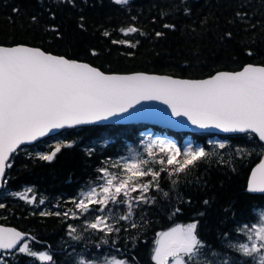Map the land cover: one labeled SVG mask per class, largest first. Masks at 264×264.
I'll use <instances>...</instances> for the list:
<instances>
[{
    "label": "trees",
    "instance_id": "trees-1",
    "mask_svg": "<svg viewBox=\"0 0 264 264\" xmlns=\"http://www.w3.org/2000/svg\"><path fill=\"white\" fill-rule=\"evenodd\" d=\"M241 5H246L243 11L257 24L256 29L236 20L235 13L242 10ZM14 8L19 12H13ZM186 8L188 14H185ZM50 13L55 14L54 19ZM33 16L38 17V23H32ZM81 23L84 28L80 27ZM165 23L176 27L165 29ZM52 27L58 29L59 38H54L56 33L50 30ZM128 27H136L138 31L125 36L120 29ZM105 31L110 36L105 37ZM156 32L164 35L157 37ZM228 32L232 33L231 39L226 38ZM113 39L126 43L112 44ZM128 43L136 46L128 47ZM14 44L37 46L86 61L105 72L144 71L204 78L218 71L238 70L248 63L264 65V0H129L127 5H117L113 0H76L75 7L54 0H0V45ZM249 48L255 53L252 57L245 54ZM93 49L98 55L90 54ZM147 130L173 137L181 151L189 139L193 148L200 145L205 151L219 155L198 162L193 174L186 179L181 174L174 190L167 174L162 173L160 185L169 192V198L150 190L148 195L156 196L155 203L134 205L132 220L142 227L130 228L128 221L110 220L120 231L105 237L102 233L82 230L80 220L40 215L41 212L75 210L71 201L78 198L86 186L99 183L96 168L107 167L105 161L109 164L118 161L130 149L140 147ZM221 142L228 147H214ZM58 144H72V147H62L51 162L38 159L39 154H50ZM262 145L264 143L253 133L175 131L146 122L63 129L33 144L23 145L12 154V167L6 169L0 190V203L4 204L0 208V223L30 233L35 239L27 238L23 242L29 243L36 252L52 255L55 264H77L79 258L95 260V264H104L105 260L154 264L151 256L157 234L198 219L200 239L213 251L233 257L239 264L243 258L225 244L228 240L243 241L245 236L238 229L255 223L257 211L264 208V194L246 191L250 169L264 153ZM237 148L245 149L246 154H236ZM85 149H91L92 155L88 156ZM220 155L224 162L220 161ZM198 178L201 183L196 182ZM142 179L149 181L151 177ZM26 189L31 190L26 191L27 199L35 197L33 203L16 195ZM178 196H183L185 203H179ZM41 199L43 204L39 203ZM205 199L209 200V206L203 204ZM188 200L191 204L186 202ZM110 205L114 215L126 212L124 205ZM175 207L182 211L173 215ZM226 208L230 210L228 213ZM200 211H205L203 217L196 215ZM69 224L77 226L82 239H71L67 234ZM225 232L229 234L227 240ZM102 239H107L108 243L101 244ZM0 264L49 262L21 254L17 248L2 252Z\"/></svg>",
    "mask_w": 264,
    "mask_h": 264
},
{
    "label": "snow or ice",
    "instance_id": "snow-or-ice-1",
    "mask_svg": "<svg viewBox=\"0 0 264 264\" xmlns=\"http://www.w3.org/2000/svg\"><path fill=\"white\" fill-rule=\"evenodd\" d=\"M54 2L76 6V0ZM113 2L127 5L129 0ZM245 7L246 5H241L242 10L235 13L236 20L248 25L250 29H256L257 24L251 22L248 12L243 11ZM188 11L186 8L185 14ZM13 12L18 13L19 9L14 8ZM50 14L54 19L55 14ZM80 19L83 21V17ZM31 20L34 24L38 23L36 16L31 17ZM80 27L84 28L83 23ZM163 27L174 30L176 26L165 23ZM50 30L56 33L54 38L60 37L58 29L52 27ZM120 31L127 36L129 33H136L138 29L128 27ZM140 34L145 35L143 32ZM103 35L108 37L110 33L105 31ZM155 35L160 37L164 33L156 32ZM231 37V32L226 33L227 39ZM111 43L126 42L113 39ZM127 46L136 45L128 43ZM90 54L98 55L94 49ZM245 54L249 57L255 55L250 48L246 49ZM153 100L167 105L172 116L186 118L198 129L253 133L259 141L264 142V65L248 64L239 71H222L203 80H181L142 73L105 74L87 63L54 55L41 48L25 45L0 46V179H4L6 169L12 167L10 158L21 145L37 141L53 130L107 121L128 113L130 108L141 101ZM62 147L70 148L72 144H58L50 154H39L38 159L51 162ZM214 147L225 149L228 146L221 142ZM85 152L88 156L92 155L91 149H85ZM145 152L146 158L125 159L123 162L114 160L110 164L105 161L107 167H97L96 171L100 174L98 179L102 182L96 186H86L79 197L71 201L75 210L70 208L63 213L41 212L40 215L80 220L82 230L102 233L105 237L120 231V228L109 223L110 219L116 223L128 221L130 228L142 227L132 220L135 215L134 205L155 203L157 198L148 195L150 190L169 198V192L164 191L160 185L162 173L167 174L174 190L180 183L181 174L186 179L193 174L198 162L219 155L207 152L203 147L188 146L181 151L175 143L164 140L151 141L145 146ZM236 154H246L245 149L237 148ZM220 161L224 162L222 155ZM157 164L160 165L159 168L153 167ZM113 167L120 172H111L109 169ZM149 176V181L142 179ZM196 182L201 183V180L198 178ZM246 191L264 194V162L252 171ZM133 193L138 195L133 196ZM16 195L28 203L35 201V197L27 199L24 194ZM178 201L185 203L183 196H178ZM186 202L191 204V200ZM39 203L43 204L44 200L41 199ZM209 203L207 199L203 201L205 206H209ZM109 204L117 207L124 205L126 212L114 215ZM3 207L4 204L0 203V208ZM181 211L182 208L175 207L172 214L176 215ZM229 211L225 209L226 213ZM97 212L105 214L96 215ZM196 215L203 217L205 211ZM140 219L143 220V216ZM199 223L198 219H194L186 225H177L169 231L158 233L151 256L154 264H237L235 258L213 251L211 246L200 239L197 233ZM238 231L246 237V242L233 243L228 240L225 247L243 258L239 264H264V217L260 218L257 226L246 225ZM67 234L73 240L82 239L75 225H67ZM228 235L227 232L224 233L225 240ZM25 239V234L15 229L0 227V249H16L19 245V253L55 264L52 255L44 252L38 254L29 243H21ZM107 243V239L101 240V244ZM116 251L119 252V249ZM79 264L89 262L81 259ZM117 264L129 262L118 261Z\"/></svg>",
    "mask_w": 264,
    "mask_h": 264
},
{
    "label": "water",
    "instance_id": "water-1",
    "mask_svg": "<svg viewBox=\"0 0 264 264\" xmlns=\"http://www.w3.org/2000/svg\"><path fill=\"white\" fill-rule=\"evenodd\" d=\"M18 45L31 46L28 44H14V45H0V46L11 47V46H18ZM31 47H37V46H31ZM37 48H40V47H37ZM46 52H48V51H46ZM48 53L58 55V56H63V55L55 54L52 52H48ZM72 60H76V59H72ZM76 61L84 62V63H87V64L93 66L92 64H90L86 61H82V60H76ZM248 64H252V63H248ZM248 64H245V65H248ZM253 65H261V64H253ZM93 67H96V66H93ZM96 68L98 70L102 71L98 67H96ZM239 70H241V68L238 70H235V71H239ZM235 71H227V72H235ZM102 72H104L105 74H117V75H132V74L142 73V74H149V75L168 76V77H171L173 79H181V80H203V79H207L213 75L212 74V75L204 77V78H184V77H178V76H171V75H167V74H160V73H155V72H144V71H135V72H129V73H116V72H105V71H102ZM218 72H222V71H218ZM218 72H216V73H218ZM138 112L140 113L139 115L136 114ZM134 122H146V123H150V124L160 125L163 127L173 129L175 131H189V132H200V131H202V132H211V133H216V134H233V133L222 132L219 129H198L195 126L191 125L190 122H188L186 120V118H183V117L178 118V117L172 116L171 115V109L168 108L167 105L161 103L160 101H156V100L141 101L139 104H136L133 108H130L128 113H124L120 116L110 118L107 121H97V122H94L91 124L73 126L72 128L79 127V126H85V125H92V124H128V123H134ZM64 129H67V127ZM61 130H63V129L53 130L47 136L56 134V133L60 132ZM47 136L40 137V138H38L37 141H39L40 139H43ZM37 141H34L30 144H33ZM262 143H264V142H262ZM25 145H28V144H25ZM21 146H23V145H21ZM261 162H264V153H263L262 157L260 158V160L255 165H253L252 168L250 169V172H249V175L247 178V184H248V181L251 177L252 171H254L256 169V167ZM3 180L4 179H0V190H1L2 185H3ZM258 194H260V193H258ZM0 227L15 229V230L21 232L22 234H25L26 239L32 238V235L30 233L23 232L22 230L14 227V226L0 223ZM22 242L23 241H21V243ZM18 247H19V245L17 246V248ZM14 250L15 249H9V250L0 249V254L2 252H8V251H14Z\"/></svg>",
    "mask_w": 264,
    "mask_h": 264
},
{
    "label": "rangeland",
    "instance_id": "rangeland-1",
    "mask_svg": "<svg viewBox=\"0 0 264 264\" xmlns=\"http://www.w3.org/2000/svg\"><path fill=\"white\" fill-rule=\"evenodd\" d=\"M155 140H164V141H166V142H172V143H175L176 145H177V142H176V140L173 138V137H171V136H168V135H166V134H163V133H153L151 130H147L146 131V133H145V135H144V138H143V140H142V144L140 145V147H135V148H132V149H130L129 150V152H128V154H126V155H124L123 157H121V158H119V160L118 161H120V162H123L125 159H128V160H131V159H133V158H135V159H139V158H141V157H147V153L145 152V146L146 145H148L151 141H155ZM214 140H216V141H219V139L218 138H214ZM192 145V143H191V140H189V139H187V141L185 142V144H184V149L185 148H187L188 146H191ZM177 147H178V145H177ZM196 147H201L200 145H196ZM195 147V148H196ZM157 152H158V150H157ZM159 155V154H158ZM111 172H113V173H119L120 172V170L119 169H117V168H110L109 169ZM102 181L100 180L99 181V183H101ZM98 183V184H99ZM96 186V185H95ZM26 191H29V189H26L25 190V192L23 193L22 191H20V192H18V194H24V195H26L27 193H26ZM133 196H135L134 194H132ZM109 209H111L112 210V206L109 204ZM107 211V210H106ZM105 213H102L101 215H104ZM257 214H258V219H257V221L255 222V223H252V224H250V225H252L253 227H255V226H257L259 223H260V218L261 217H264V208H261V209H259L258 211H257ZM111 220V219H110ZM110 220H109V223H110ZM177 225H186V224H177ZM177 225H175V226H177ZM175 226H172V227H170L169 229H166V230H164V231H162V232H166V231H169L171 228H173V227H175ZM246 226V225H245ZM245 226H243V227H245ZM242 227V228H243ZM239 242H246V237H245V239L243 240V241H239ZM23 243H25V242H23ZM43 252V251H42ZM38 254L39 253H41V252H37ZM45 253V252H44ZM81 259H83V258H79L78 259V261H77V264H79V261L81 260ZM89 262V264H95L97 261H95V260H90V261H88ZM117 262L118 261H111V260H105L103 263L104 264H117Z\"/></svg>",
    "mask_w": 264,
    "mask_h": 264
}]
</instances>
